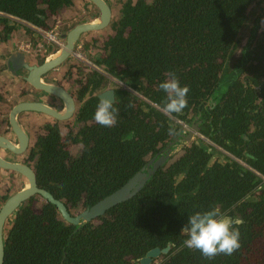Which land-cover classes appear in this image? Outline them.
<instances>
[{"label":"trees","instance_id":"16d2710c","mask_svg":"<svg viewBox=\"0 0 264 264\" xmlns=\"http://www.w3.org/2000/svg\"><path fill=\"white\" fill-rule=\"evenodd\" d=\"M72 2L0 0V47L18 32L33 36L26 23L69 29L63 11ZM116 3L110 33L92 53L101 71L85 69L86 79L68 87L78 103L74 117L62 127L43 120L28 129L38 185L72 212L91 206L162 152L183 129L176 119L197 116V131L225 153L200 138L184 140L136 194L78 227L49 202L36 209L40 197L30 196L7 231L2 264H139L167 244L147 264H264V0ZM26 70L9 66L13 77ZM171 74L187 85V105L165 116L146 99L163 105L159 84ZM107 85L117 109L111 127L92 118ZM9 92L0 79V131ZM3 184L0 197L11 186ZM211 208L243 221L234 226L240 246L231 255L208 258L184 244L187 216Z\"/></svg>","mask_w":264,"mask_h":264},{"label":"water","instance_id":"95a60500","mask_svg":"<svg viewBox=\"0 0 264 264\" xmlns=\"http://www.w3.org/2000/svg\"><path fill=\"white\" fill-rule=\"evenodd\" d=\"M90 1L95 4L99 13L87 15L85 18L80 19L72 28L65 31V33L62 34L65 39L64 46L52 53L49 59H45L39 65H32L23 61V54L21 52H17L10 58L12 63L10 67L13 72L16 71L17 68L24 66L28 70L25 79L42 92L61 99L64 106L62 110L59 104L52 107L43 100L25 98L22 101L20 100V102L12 104L9 109L8 120L11 126L9 135H0V149L8 153H6V156L0 155V169L14 172L19 178L20 185L5 199L0 197V264L3 263L4 259V243L7 237V231L11 228L21 204L30 196L38 195L44 202H49L54 205L62 219L78 227L94 219L96 216L101 215L111 206L136 194L145 185L155 170L180 146L181 142L192 138L194 132L198 129V123H196L195 117L194 121L188 122L190 125L189 128L191 129L183 128L178 135L174 136L167 143L161 153H157L154 157L149 159L146 165L135 172L123 185L84 209H77L75 212L70 211L62 200L55 198L51 192L38 185L35 171L31 165L21 161L20 155L25 153V150L29 147L28 143L30 136L27 129L18 121V115L23 111L34 110L56 120H67L74 114L76 103L72 92L66 90L65 87L59 83L44 82L41 80L40 76L68 58L76 42L80 41L86 33L103 29L110 23L112 11L109 3L106 0ZM223 91L224 88L221 90V93ZM101 95H106L112 101L115 98L114 89L110 87L101 91L98 97L100 98ZM210 104H215L212 98H210ZM9 136L12 140L9 139ZM8 219L6 230L5 224ZM169 247L170 245L167 244L163 248L154 247L150 249L138 259L140 260L139 263H149L152 256H156L160 252H167Z\"/></svg>","mask_w":264,"mask_h":264},{"label":"clouds","instance_id":"9594fccd","mask_svg":"<svg viewBox=\"0 0 264 264\" xmlns=\"http://www.w3.org/2000/svg\"><path fill=\"white\" fill-rule=\"evenodd\" d=\"M87 4L90 3L88 1L84 2L83 10L88 8ZM60 33L62 35L65 32L60 31ZM62 38L65 43L63 35ZM55 51L52 49V52H49L47 57ZM24 80L27 82L26 79ZM159 88L166 93V101L163 105L155 104L154 107L165 116L181 113L187 105V85H181L177 77L171 74L170 78L160 82ZM54 98H51L48 104L52 107L59 104L63 110L64 105L58 103ZM116 113L117 109L113 106L112 100L106 95H101L92 118L101 126L111 127L116 122ZM241 223H243L241 219L222 214L217 208L196 211L187 216L186 225L181 228V232L187 234L184 244L189 249L199 250L201 255L208 258L220 253L231 255L240 246V233L238 228L234 226ZM5 229L7 230V226Z\"/></svg>","mask_w":264,"mask_h":264},{"label":"crops","instance_id":"0c3cea01","mask_svg":"<svg viewBox=\"0 0 264 264\" xmlns=\"http://www.w3.org/2000/svg\"><path fill=\"white\" fill-rule=\"evenodd\" d=\"M91 7L93 6V9L99 13L98 8L95 6V4L93 2H91L90 0H88ZM109 5L110 2L108 0H106ZM84 2H86V0H73L72 5L67 7L64 11H63V16L67 19V21L71 20L69 23V26L72 25V27L77 24L80 19L82 17L78 16V12L80 9V6L82 5V7L84 6ZM112 5H110L111 11L113 12V7H111ZM83 9V8H82ZM71 27V28H72ZM104 29V28H103ZM97 30V32L101 31ZM34 32V31H33ZM96 31H91L88 32L90 34L95 33ZM21 38L25 44H27L29 47H31V52L33 53L32 56L28 54H25L23 51H19L18 47H16L15 44H17V41L14 38H9L6 43H2L1 47H0V58L1 63H2V67H1V71H0V79L2 80V83L5 81H7V87L11 88V92H9L11 98L8 100L11 102V104H15L17 102H20V100H24L25 98H31V99H36V100H43L46 104H48L51 101V96L50 94L41 92V90L37 89L35 86L31 85L28 81L25 82V76H27L28 74V70L24 71L22 75H18L16 77H13L11 74H9V66H11V56L16 54L17 52H21L23 54V61L27 62L28 64H32V65H39L41 64L45 59H49L48 54H49V47H45L42 46V48H39L40 41L41 38L37 33H33V36L27 35L23 32L20 33ZM41 47V46H40ZM30 52V50H29ZM71 68L72 70H74L75 67L71 66L70 63L68 62L67 58L65 60H63L61 63H59L57 66H54V68H52L51 70H48L46 72H44L43 74H41L40 78L41 80H43L44 82H54V83H59L60 85H62L63 87H65L66 90L70 91L68 86L66 85L67 80H66V72H67V68ZM77 68V67H76ZM15 75V74H14ZM72 82V81H71ZM5 84V83H3ZM16 86H19L21 90L22 88L25 90L24 95H19L17 96L15 94L18 93V90H14L16 88ZM53 98V97H52ZM59 99V98H58ZM49 105V104H48ZM12 106V105H11ZM6 112V111H5ZM42 115V117H44L43 120H46L48 118V116H46L45 114L41 113V112H37V111H23L20 112L18 115V121H20V123L23 125L25 121H27L28 116L29 117H40L39 115ZM189 117V116H188ZM66 128V127H63Z\"/></svg>","mask_w":264,"mask_h":264},{"label":"rangeland","instance_id":"374dc122","mask_svg":"<svg viewBox=\"0 0 264 264\" xmlns=\"http://www.w3.org/2000/svg\"><path fill=\"white\" fill-rule=\"evenodd\" d=\"M109 2H110V4L111 5H113V7L114 6H117V3L116 4H112V1L113 0H108ZM76 2H77V0H76ZM87 6H88V8H85V10H83L82 8V5L80 6V9H79V12H78V16H80V17H82L81 19H83V18H85L87 15H89V14H93V13H97L94 9H93V6L91 7V5L90 4H87ZM117 11V7H116V9L113 11V17L115 16V12ZM112 17V18H113ZM67 27L68 28H71L69 25H67ZM59 28V30H60V28H64L63 30H60L61 32H65V31H67L68 29H65L66 27H58ZM22 32V31H21ZM109 33H110V29L108 28V27H106V28H104V29H102L101 31H99V32H95V33H93V34H90V33H86V35H84L82 38H81V43H82V45H84V49H85V53L87 54V57H93V55H92V53L95 51V50H100L101 49V47H100V40H103L106 36H108L109 35ZM13 38L17 41V44L22 40V38H21V35H20V33L18 32V33H16L15 34V36H13ZM99 39V40H97V42H94L93 43V40H95V39ZM17 47V46H16ZM29 50H30V52H28L29 53V55L30 56H32V52H31V47H29ZM19 51H22L21 49H19ZM28 53H26V54H28ZM89 57V58H90ZM84 68H82L81 70H80V72L79 71H77L76 72V69H74V70H72L70 67L69 68H67V72H66V80H67V83H66V85L70 88L71 86V84H73L72 86H74V85H77L78 86V83L75 81V82H71L72 80L74 81L76 78H83L84 80L86 79L84 76H83V73H84ZM7 78V77H6ZM6 78H5V80H6ZM3 83H5V81L3 82ZM8 88V87H7ZM12 88V87H11ZM10 88V89H11ZM106 88H109L108 87V85H107V87ZM105 88V89H106ZM20 89V87L19 86H16V88L14 89V90H19ZM25 92H23L22 94H24ZM15 94L17 95V96H19V95H22V94H18V93H16L15 92ZM7 99V103H5V105H4V107H3V112H4V114H5V111L10 107V105H12L11 104V102L10 101H8L10 98H11V96H10V94L8 93V95H7V97H6ZM3 113H1V115L3 116L4 115ZM5 116V115H4ZM26 116H28V119H27V121H25L24 122V125H25V128L28 130L29 128H31V132H33V128H35L39 123H41L42 121H43V119H44V117H42V115L40 114L39 116V118L40 119H38L37 117L36 118H30L29 117V115H26ZM190 117V116H189ZM194 118H195V116L193 117V119H192V121H194ZM196 119H197V116H196ZM28 125V126H27ZM30 132V133H31ZM7 177H8V172L7 171H5V170H1L0 169V191H1V188L4 186V182H8L9 180L7 179ZM20 185V182H19V178L17 177V180L15 181V185L14 186H12V188H10V193L12 192V191H14L18 186ZM9 193V194H10ZM42 204H44V201L41 199V198H39L36 202H35V208L36 209H38L39 207H41V205ZM76 211V210H75Z\"/></svg>","mask_w":264,"mask_h":264},{"label":"built area","instance_id":"2783aa9c","mask_svg":"<svg viewBox=\"0 0 264 264\" xmlns=\"http://www.w3.org/2000/svg\"><path fill=\"white\" fill-rule=\"evenodd\" d=\"M0 14H3V13L0 12ZM9 17L12 19H15L13 16L9 15ZM26 24L28 25L29 28H31V30L35 31V33H37L40 36V38H41L40 44L41 45H39V48H42V46L49 47L50 48L49 52H52V49L58 51L61 47L64 46V40H63L62 35H61L60 31L58 30L56 24L54 26L48 27V28H46V27L44 28V27H40V26H34V25L29 24V23H26ZM81 42H82L81 40L76 42L73 50L71 51L69 57L67 58L70 65L73 67H80V68H84V69H88V70L96 69L98 71H101V69L98 67V65L95 64V61H93V58H91L90 56H89L90 58L87 57V54L85 53L84 45H82ZM15 45L18 47V49H21L25 54L29 52V46L27 44H25L23 41H20L18 44H15ZM50 54H52V53H50ZM116 82L120 85L127 87L125 84L122 83V81L116 80ZM143 99H146V98L143 97ZM146 100L150 104H152L153 106L155 104H157L156 102H153L151 100H148V99H146ZM176 121L179 124H181L182 128H189L190 127L189 123L186 121H181V120H177V119H176ZM189 129H191V128H189ZM193 137L194 138H200L205 143L214 147L218 151L225 153L224 150H222L217 144H215L210 139L206 138L199 131H195ZM240 163L245 165V163L242 161Z\"/></svg>","mask_w":264,"mask_h":264},{"label":"flooded vegetation","instance_id":"af4514ba","mask_svg":"<svg viewBox=\"0 0 264 264\" xmlns=\"http://www.w3.org/2000/svg\"><path fill=\"white\" fill-rule=\"evenodd\" d=\"M86 1H88V0H86ZM118 1V0H117ZM89 2V1H88ZM111 5V4H110ZM111 7H113V5L111 6ZM116 9V6H114L113 7V11ZM116 14H115V16L117 15V12H115ZM112 14H113V12H112ZM112 17H113V15H112ZM109 26V24L106 26V27H108ZM105 27V28H106ZM86 35V34H85ZM96 40H99L98 38L96 39ZM77 68H79V67H77ZM74 69H76V68H74ZM76 71H77V69H76ZM71 92V91H70ZM72 95H73V97L75 98V103H76V108H77V105H78V103H77V101H76V96L72 93ZM51 98H52V96H51ZM53 98H54V96H53ZM56 101H58V103H60V104H63V102H61L62 100L61 99H58V98H54ZM10 107H11V105H10ZM10 107L6 110V112H5V116H6V118H7V121H8V124L7 125H4V127L1 129V131H0V135H9V130H10V128H11V126H10V124H9V120H8V112H9V109H10ZM75 114V113H74ZM74 114L69 118V120L70 119H72L73 117H74ZM46 121L47 122H51V123H53L54 121H55V119L54 118H52V117H48L47 119H46ZM56 121H58V125H60L61 127H62V125L65 123V121L66 120H64V122H61V120H56ZM25 126V125H24ZM28 131V130H27ZM30 136V135H29ZM31 136H32V134H31ZM9 139L10 140H12V138L9 136ZM31 140H29V147L25 150V153H23V154H21L20 156H21V161H24V162H26V163H28L29 164V158H28V155H29V152H30V149H31V147H32V143L30 142ZM76 149L77 148H75V147H73L72 148V152H78V150L76 151ZM6 153H8V152H4L2 149H0V155L2 156H6ZM2 170V169H1ZM5 171H7L8 172V177H7V179L9 180V182H7V183H10V185L11 186H9V189H6L5 190V197H3L4 195H2V193H1V197L3 198V199H5L8 195H9V193H10V191L12 190H10V188H12V183H15V181L17 180V175L14 173V172H12V171H9V170H5ZM12 182V183H11ZM40 208V207H39ZM16 215H17V213H16ZM16 215H15V217H16ZM8 221H9V219L7 220V222H6V224H5V226H7V224H8ZM138 261H140V260H138ZM139 264H141V262L139 263Z\"/></svg>","mask_w":264,"mask_h":264}]
</instances>
